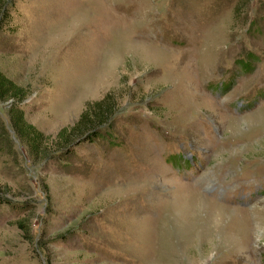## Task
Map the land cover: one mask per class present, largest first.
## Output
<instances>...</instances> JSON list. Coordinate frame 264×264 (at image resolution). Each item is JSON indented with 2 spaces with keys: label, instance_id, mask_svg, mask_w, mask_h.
<instances>
[{
  "label": "rangeland",
  "instance_id": "obj_1",
  "mask_svg": "<svg viewBox=\"0 0 264 264\" xmlns=\"http://www.w3.org/2000/svg\"><path fill=\"white\" fill-rule=\"evenodd\" d=\"M0 3V264H264V0Z\"/></svg>",
  "mask_w": 264,
  "mask_h": 264
},
{
  "label": "trees",
  "instance_id": "obj_2",
  "mask_svg": "<svg viewBox=\"0 0 264 264\" xmlns=\"http://www.w3.org/2000/svg\"><path fill=\"white\" fill-rule=\"evenodd\" d=\"M3 10L5 11V8L0 3V12ZM11 83L12 80H10V78H7L5 74L0 70V97L10 96L11 98H14L15 101H17L14 103L17 109V111L14 112L17 115V118L14 121V126L16 128L17 134L27 140L28 144L30 145L31 152L34 155L39 154L46 157L50 156V154L52 155L56 152V150H60L62 148H66V150H68L70 153L73 144L72 142L75 139L78 138L77 141H80L86 139L88 140L93 137H102V125L116 111L115 107L103 109L101 107L103 101H101V103H99L98 107L95 109H93L94 107L92 104L91 108L90 105L88 107L86 106V111L82 113L81 117L79 118L77 123H75V125H72L71 128L66 126L63 127L55 137H52L51 135H45L43 131L36 128L33 124L25 121L23 112L18 107L19 101L25 95L24 93H19L20 91L16 89H12V86H7L11 85ZM67 129H69L68 132ZM58 152H61V150Z\"/></svg>",
  "mask_w": 264,
  "mask_h": 264
},
{
  "label": "clouds",
  "instance_id": "obj_3",
  "mask_svg": "<svg viewBox=\"0 0 264 264\" xmlns=\"http://www.w3.org/2000/svg\"><path fill=\"white\" fill-rule=\"evenodd\" d=\"M255 241L257 245L264 243V224H261L257 228V231L255 233Z\"/></svg>",
  "mask_w": 264,
  "mask_h": 264
}]
</instances>
